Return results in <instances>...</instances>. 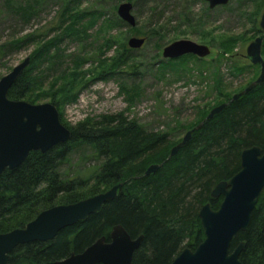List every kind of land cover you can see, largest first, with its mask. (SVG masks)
I'll return each instance as SVG.
<instances>
[{"label":"trees","instance_id":"obj_1","mask_svg":"<svg viewBox=\"0 0 264 264\" xmlns=\"http://www.w3.org/2000/svg\"><path fill=\"white\" fill-rule=\"evenodd\" d=\"M80 1H64L61 22L53 28L58 30L57 36L47 38L31 33L8 42L10 48H19L27 42L42 40L38 51L31 55V64L9 89L11 99L36 103L48 96L54 104L77 99V86L83 80L74 84L70 78L83 76L84 72L78 70L95 60L86 54L72 55L69 57L72 63L67 66L60 45L66 40L85 42L93 30L96 38L110 47L114 44L109 32L123 23L116 14L114 0H100L101 7L83 10ZM256 1L258 6L264 3V0ZM8 3L11 4L10 0ZM30 8H22L23 14L31 15ZM257 32L259 35L262 30L257 28ZM5 47L0 46V56ZM130 50L126 47L127 52ZM126 51L104 63L113 68L126 65L130 61ZM172 60L168 59L167 64L162 62L163 66ZM129 65L130 73H135V66ZM236 70L243 71L239 67ZM221 84L222 81H216V85ZM45 85L54 91L48 94L49 90L41 88ZM223 97L227 98L222 103L229 102L228 105L205 120L171 157V149L180 140L174 139L170 131L146 130L136 121L108 115L92 124L80 123L70 128V141L46 152L32 151L20 166L6 169L0 175V233L24 227L42 210L54 205L75 203L123 183L117 196L100 211L64 228L54 239L17 246L11 252L9 264H59L71 252H82L102 236L109 240L117 224L133 238L144 236L132 264H171L185 247L195 249L205 238L199 217L201 207L209 202L218 209L223 200V196H211L213 188L240 170L241 152L245 148L257 145L264 151V80L238 99L231 100L233 95ZM207 108L208 104L198 108V121L191 128L206 118L210 110ZM80 144L91 145L102 162L93 178L65 180L60 167L67 163L75 145ZM153 164L159 165L158 170L147 175L148 167ZM89 180H93L92 185ZM86 188L87 191L80 192ZM62 195L65 199L57 203ZM263 227L264 190L249 228L232 244L235 247L240 241L246 242L240 256L244 264H264Z\"/></svg>","mask_w":264,"mask_h":264},{"label":"rangeland","instance_id":"obj_2","mask_svg":"<svg viewBox=\"0 0 264 264\" xmlns=\"http://www.w3.org/2000/svg\"><path fill=\"white\" fill-rule=\"evenodd\" d=\"M64 1L10 0L9 4L8 0H0V46H6L0 56V78L26 57L31 58L42 40L27 42L19 48H10L8 42L31 33L47 38L57 36L58 30L53 28L61 22ZM99 1L81 0V9L101 7ZM124 1L132 3L137 23L132 27L123 21L112 29L109 35L114 45L109 47L102 43L93 30L85 42L66 40L60 45L67 66L72 63L69 58L72 55L86 54L95 60L78 70L84 72L83 76L70 78L74 84L81 78L83 83L88 82L77 86V99L55 104L66 127L73 128L80 123L89 125L108 115L122 116L138 122L146 130L170 131L174 139L181 141L197 123L198 108L208 104L207 109L211 110L225 101L227 97L223 96L240 92L260 75V65L249 61L246 49L258 36L264 3L258 6L256 0H230L226 5L210 8L205 0L113 2L118 6ZM28 6L32 7L31 15H24L22 8ZM105 8L110 11L109 7ZM95 28L97 30L98 26ZM131 36L144 37L146 42L141 48L127 52ZM180 39L206 44L211 52L204 58L184 56L163 66L162 62L168 63L162 55L163 48ZM124 51L130 58L129 63L113 68L110 59L120 57ZM105 60L109 63H104ZM129 64L135 66V73H130ZM235 67L243 71L238 72ZM216 81L222 84L218 86ZM41 88L49 90L48 94L54 91L47 85ZM50 98L44 97L36 103H52ZM101 162L91 145H75L67 163L60 167V173L65 180L93 178ZM92 182L88 183L92 185ZM60 197L57 203L66 196Z\"/></svg>","mask_w":264,"mask_h":264},{"label":"water","instance_id":"obj_3","mask_svg":"<svg viewBox=\"0 0 264 264\" xmlns=\"http://www.w3.org/2000/svg\"><path fill=\"white\" fill-rule=\"evenodd\" d=\"M210 8L226 5L230 0H205ZM131 2L118 4V16L129 26H136ZM262 30L246 49V57L252 64L260 65V75L244 90L233 95L238 99L254 85L264 80V9L260 17ZM146 42L144 37L131 36L127 44L131 49H139ZM211 49L206 44L190 39L176 40L163 48L166 59H177L185 55L200 58L208 56ZM30 56L16 65L7 75L0 78V175L6 169L20 166L32 151L46 152L52 147L66 143L72 138V131L60 119L57 106L51 102L31 103L27 100H15L8 91L30 64ZM229 102L221 103L211 109L206 118L188 130L182 140L176 144L169 157L176 154L191 139L192 134L202 127L207 119L219 114ZM158 164L148 167L146 174L157 171ZM123 183L70 204H58L42 210L24 227L0 233V264H9L11 252L19 245L32 242H46L54 239L66 227L72 226L89 215L101 210L109 200L114 199ZM264 190V151L254 145L241 152V168L229 180L216 184L211 196L223 200L218 209L208 202L204 204L199 217L205 238L195 248L185 247L171 264H244L240 259L246 248V242L240 241L232 247L234 239L245 232L253 218V212ZM264 237V227L262 230ZM143 235L133 238L128 231L117 224L110 233L98 238L82 252H71L60 260L59 264H132L134 253L143 242Z\"/></svg>","mask_w":264,"mask_h":264}]
</instances>
